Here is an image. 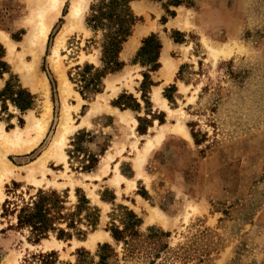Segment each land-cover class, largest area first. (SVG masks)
I'll return each mask as SVG.
<instances>
[{"label": "rangeland", "instance_id": "1", "mask_svg": "<svg viewBox=\"0 0 264 264\" xmlns=\"http://www.w3.org/2000/svg\"><path fill=\"white\" fill-rule=\"evenodd\" d=\"M69 1L52 24L38 63L48 83L52 113L45 135L32 148L5 154L15 175L10 173L2 182L0 264L8 258L20 264L31 252L50 250L57 251L61 261L75 263L78 249L90 253L85 264L92 258L95 264L103 243L119 253L115 264H264V0H132L130 8L141 20L122 46L119 59L124 65L102 78L101 92H86L84 98L74 78L86 64L102 66V32L85 22L94 1L89 0L83 27L74 26L59 48L61 70L71 88L66 96L71 116L65 161L49 158L46 169L29 176L27 167L48 148L61 117L58 71L50 54L66 23ZM136 4L141 10L134 9ZM28 11L23 0H0V34L15 43L16 52L27 31L22 21ZM151 34L162 46L156 71L136 61L143 39ZM163 50L171 64L178 62L169 79L161 69ZM21 57L17 66L0 37V61L6 63L0 76V128L10 132L25 127L26 115L41 116L45 99L41 90L23 81V62H30L31 55ZM144 73L152 82L146 89ZM8 80L14 90L35 97L32 108L21 111L2 93ZM156 90L164 103L153 97ZM122 95L132 97L140 108L120 107L116 102ZM132 99L125 101L133 104ZM138 117L145 120L143 133L138 131ZM148 140L153 145L149 148ZM105 158L109 163L103 174L99 169ZM115 167L121 174L118 180ZM41 188L66 190L67 206L85 195L100 209L97 228L68 240L51 235L38 244L28 241L27 230L9 228L15 218L3 214L5 199L13 194L27 198ZM119 206L138 215L140 232L151 227L167 232L161 239L166 248L149 258H124L123 244L106 230L109 215L117 214ZM151 209L159 210L164 221L148 220ZM101 233L111 240L99 238Z\"/></svg>", "mask_w": 264, "mask_h": 264}, {"label": "trees", "instance_id": "2", "mask_svg": "<svg viewBox=\"0 0 264 264\" xmlns=\"http://www.w3.org/2000/svg\"><path fill=\"white\" fill-rule=\"evenodd\" d=\"M131 1L94 0L89 6L85 22L91 30L102 32L100 39L102 66L95 68L86 64L78 74L79 78H74L84 98L87 97L86 92L90 94L101 92L102 78L120 70L124 65L119 59L122 46L131 36L135 24L141 20L130 8ZM161 48L157 36L151 34L143 39L136 61L142 65L149 64L150 71H156L160 67L158 59ZM5 70L6 63L0 61V76L6 72ZM143 76L142 89L152 84L147 73ZM2 93H7L8 99L21 111L32 108L34 104L35 97L24 89L14 90L10 80L7 81ZM128 99L132 97L122 95L116 104L132 109L140 108V104L134 99H132L133 104L125 101ZM138 121V131L145 132L147 130L143 125L145 120L138 117ZM13 184L17 185L15 182ZM66 198V190L59 192L41 188L27 198L22 194H13L12 198H6L2 204V211L5 216L11 215L15 218V223L9 225V228L27 230V239L32 244H38L51 235L59 240H68L73 236L83 237L88 231L95 230L100 222V209L91 206L85 195L79 197L72 206L66 205ZM117 211H119L117 214L112 212L109 215L110 221L106 225V230L117 244H123L124 258H132L139 254L149 258L153 251L161 252L166 248V245L161 243V239L169 235L167 232L159 231L154 227L147 228V233L140 232L142 222L136 213L126 206H119ZM82 212L85 215H82ZM79 224H84L86 229L80 228ZM157 255L158 253L155 254ZM89 256L88 251L78 249L76 261L71 263L61 261L59 253L55 250L38 251L29 253L20 264H85ZM97 257L98 261L95 264H115L119 261V253L108 243L98 245ZM93 263L92 258L89 264Z\"/></svg>", "mask_w": 264, "mask_h": 264}, {"label": "bare ground", "instance_id": "3", "mask_svg": "<svg viewBox=\"0 0 264 264\" xmlns=\"http://www.w3.org/2000/svg\"><path fill=\"white\" fill-rule=\"evenodd\" d=\"M23 1L27 4L29 11L24 21H22L23 23L26 24L27 31L24 34L22 41L19 42L21 50H18L17 52L15 51V47H14L15 43L7 37L6 33H1L0 37H2L4 41H6L8 53L14 60V63L15 64L17 63V66H19L18 65L19 60L23 59V57H21L23 54L29 53L31 55L30 62L24 65L25 62L22 61L23 67H24V72L22 73L23 81L27 85H29L32 90L34 91L41 90V92L44 94L45 99L43 101V110H42L41 116L35 117L30 114L26 115V125L24 128L18 127V128L11 130V132L6 131L3 128H0V146H1L0 149H2L1 158H0V201H2L4 198V194L2 192V189H3L2 182L4 179H6L5 177L7 175H9L10 173L13 174L11 172L12 165L8 162V160H6L5 154L10 151L18 153L27 148H32L45 135V132H46L49 120H50V115L52 114L51 105L49 101L48 83H47L46 78L42 74H40L38 70V63L44 51L45 42H46V39L48 38L50 29L52 28V24L61 14V10L66 0H23ZM88 2L89 0H71L70 5H69V10L66 14V19H67L66 23L63 25L61 31L59 32L58 35H56L57 37L54 40L55 43L51 49L50 61L53 67L56 69V71H58L60 95H61L63 107L61 106L62 112H61V117H60V121L58 124L57 132L55 136L53 137L52 141H50L48 148L44 150L43 153L35 161L31 163V166L27 167V170L29 171V176H32L35 170L38 171V168H40V172L41 170L46 169L45 162L49 158L56 157L59 160L65 161L66 155L63 151V146L65 144L66 135L70 130L69 120L71 116L69 114L70 107L66 104V99H67L66 96L71 91V88H70L69 81L67 80L63 71L61 70V63L59 60V48L60 46H62L65 40V35L69 34L68 32L74 26L78 25V26L83 27V24H82L83 13L88 6ZM140 6L141 5H135L134 9L141 10ZM21 25H24V24H21ZM75 29H77V27ZM145 32H146L145 30L139 31L138 33L136 32L135 35L138 34V36H140L139 34L145 33ZM134 40H135V36L130 40L131 45H133ZM130 43H127V44H130ZM166 50H163L162 55H161L162 61L164 63V68H161V69H163L162 71L164 75L166 76V78L169 79V77L172 75L174 71L175 64H177L178 62L175 64H171L170 59L167 57ZM222 53L226 54L228 52L223 50ZM112 90L114 91L115 88ZM153 97L157 101H161L164 103L163 99L160 98L159 96L158 90L154 92ZM94 108L95 107L93 106L92 109L94 110ZM175 129L178 132L180 133L183 132L185 134V130L182 126H176ZM31 132H34V135L30 136ZM151 146H153L152 140H148L147 148ZM111 158H112V155L108 154L107 159L110 160ZM108 163L109 162L105 158V161H103L101 168L99 169L101 170L100 172H102L103 174L106 172L108 168ZM138 164H141V167H142V162ZM37 171H36V174H37ZM44 171H48V170H44ZM114 172H115L114 177L116 178V180L121 178V174L118 172L116 167H115ZM34 182L37 183V181H34ZM148 220H152V221L158 220L160 222H163L164 218H163L162 213L159 210L151 209ZM99 238L101 239L108 238L109 240H111L108 233H101L99 235ZM93 240L94 238L90 239V242L92 245H93ZM48 244L50 245V243ZM12 261L8 258L6 261H3L2 264H11Z\"/></svg>", "mask_w": 264, "mask_h": 264}, {"label": "crops", "instance_id": "4", "mask_svg": "<svg viewBox=\"0 0 264 264\" xmlns=\"http://www.w3.org/2000/svg\"><path fill=\"white\" fill-rule=\"evenodd\" d=\"M137 5V4H136Z\"/></svg>", "mask_w": 264, "mask_h": 264}]
</instances>
